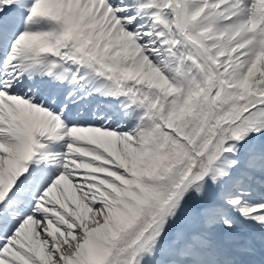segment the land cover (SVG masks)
<instances>
[{
  "label": "snow or ice",
  "instance_id": "1",
  "mask_svg": "<svg viewBox=\"0 0 264 264\" xmlns=\"http://www.w3.org/2000/svg\"><path fill=\"white\" fill-rule=\"evenodd\" d=\"M0 264H264V0H0Z\"/></svg>",
  "mask_w": 264,
  "mask_h": 264
}]
</instances>
